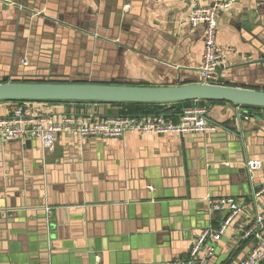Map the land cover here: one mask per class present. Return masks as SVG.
<instances>
[{
	"label": "crops",
	"instance_id": "crops-1",
	"mask_svg": "<svg viewBox=\"0 0 264 264\" xmlns=\"http://www.w3.org/2000/svg\"><path fill=\"white\" fill-rule=\"evenodd\" d=\"M190 11L187 0H0V80L200 82L204 26H189ZM218 46L222 82L264 87V0L219 12ZM23 104L33 117H73L82 127L127 112L92 102ZM16 106L0 102V119ZM207 106L220 126L214 133L62 132L47 151L36 140L0 142V264L184 260L201 231L223 223L227 213L209 201L226 197L243 212L209 264H238L254 246L245 232L264 216V193L253 195L264 187V110ZM250 160L262 162L253 179Z\"/></svg>",
	"mask_w": 264,
	"mask_h": 264
},
{
	"label": "built area",
	"instance_id": "built-area-1",
	"mask_svg": "<svg viewBox=\"0 0 264 264\" xmlns=\"http://www.w3.org/2000/svg\"><path fill=\"white\" fill-rule=\"evenodd\" d=\"M190 4L188 24L191 28L204 26L202 61L198 67L200 83L214 84L218 81L219 71L224 67L222 52L218 46V14L229 10L239 0H212L210 5H203L199 0H187ZM175 117L166 114H145L141 116L109 117L96 122L92 127H82L77 120L69 117L54 124L50 116L33 117L24 104H17L11 115L0 119V142L13 143L24 140H36L43 150L54 147L60 133L76 134L83 138H115L127 133L137 134H206L214 133L220 126L209 117L210 108L206 103L194 101ZM260 160H250L246 164L251 179L261 170ZM264 193V187L255 189L257 198ZM211 208L226 212V218L218 229H204L190 249L188 257L169 264H209L216 253V245L222 240L234 219L242 212V206L233 198L211 199ZM244 237L257 243L238 264L264 263V216L254 218Z\"/></svg>",
	"mask_w": 264,
	"mask_h": 264
},
{
	"label": "water",
	"instance_id": "water-1",
	"mask_svg": "<svg viewBox=\"0 0 264 264\" xmlns=\"http://www.w3.org/2000/svg\"><path fill=\"white\" fill-rule=\"evenodd\" d=\"M34 79L0 80V102H92L98 104H174L188 101L225 102L234 107L264 108V87L214 84L179 79L166 86H144L117 81L86 80L87 83L32 82ZM243 112L235 124L241 122ZM239 131V130H238ZM240 135L239 132H235ZM257 241H254V245Z\"/></svg>",
	"mask_w": 264,
	"mask_h": 264
},
{
	"label": "trees",
	"instance_id": "trees-1",
	"mask_svg": "<svg viewBox=\"0 0 264 264\" xmlns=\"http://www.w3.org/2000/svg\"><path fill=\"white\" fill-rule=\"evenodd\" d=\"M32 82H55V83H66L68 80H46L38 79ZM75 83H87L85 81H76ZM194 101L174 103V104H140V103H127V104H112L111 106H124L127 108L126 116H141L145 114H166L171 117H176L180 111L184 108L191 106ZM206 104L214 103H225V102H214V101H200ZM22 104L25 102H12ZM263 109L264 108H253Z\"/></svg>",
	"mask_w": 264,
	"mask_h": 264
},
{
	"label": "rangeland",
	"instance_id": "rangeland-1",
	"mask_svg": "<svg viewBox=\"0 0 264 264\" xmlns=\"http://www.w3.org/2000/svg\"><path fill=\"white\" fill-rule=\"evenodd\" d=\"M25 103H27V102H25Z\"/></svg>",
	"mask_w": 264,
	"mask_h": 264
}]
</instances>
